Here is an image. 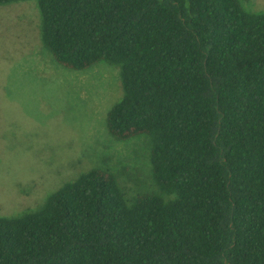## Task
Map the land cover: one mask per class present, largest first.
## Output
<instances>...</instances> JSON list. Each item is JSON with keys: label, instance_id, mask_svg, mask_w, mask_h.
<instances>
[{"label": "trees", "instance_id": "trees-1", "mask_svg": "<svg viewBox=\"0 0 264 264\" xmlns=\"http://www.w3.org/2000/svg\"><path fill=\"white\" fill-rule=\"evenodd\" d=\"M35 2L57 62L119 68L107 130L145 139L148 182L128 188L92 167L40 208L0 215V264H264V12L240 0Z\"/></svg>", "mask_w": 264, "mask_h": 264}, {"label": "rangeland", "instance_id": "rangeland-1", "mask_svg": "<svg viewBox=\"0 0 264 264\" xmlns=\"http://www.w3.org/2000/svg\"><path fill=\"white\" fill-rule=\"evenodd\" d=\"M240 3L264 12V0ZM121 94L116 65L99 61L78 71L54 59L35 0L0 4V215L40 208L92 167L116 173L128 188L148 182L145 139L121 141L107 130Z\"/></svg>", "mask_w": 264, "mask_h": 264}]
</instances>
